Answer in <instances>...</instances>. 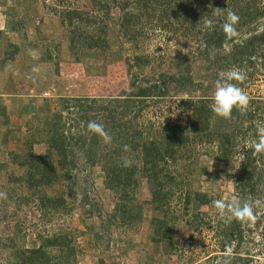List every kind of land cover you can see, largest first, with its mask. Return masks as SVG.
Here are the masks:
<instances>
[{"label": "rangeland", "instance_id": "374dc122", "mask_svg": "<svg viewBox=\"0 0 264 264\" xmlns=\"http://www.w3.org/2000/svg\"><path fill=\"white\" fill-rule=\"evenodd\" d=\"M123 1L0 0V192L7 193V199H0V264H10L12 247H35L38 236L59 232L72 237L75 264L99 259L104 264H217L228 243L234 247L230 264H264L261 157L255 164L252 192L241 194L235 187L240 153L244 155L248 150L245 145L258 138L255 123L264 122V42L243 45L249 35L264 27V0H188V20L171 27L157 20L161 8L154 0H126V9L137 12L128 23L135 32L133 39L119 34L116 10ZM179 1L167 0L171 14L179 15ZM234 2L242 13L255 10L256 18L239 21V36L216 48L209 37L211 30L215 23L221 26L225 22L228 6ZM104 7L109 8L108 14ZM69 9L94 16L90 19L94 23L86 22L87 27L80 24L84 31L105 27L106 48L87 49L70 42L68 31L79 24L60 23V16ZM207 19L213 20L211 29L204 28ZM135 56H139L137 61ZM34 67L39 72H33ZM232 69L245 73L246 79L238 86L248 94L250 104L246 112L234 107L238 119L233 114L224 119L212 111L215 82L221 72ZM153 81L164 91L155 95L149 89L146 97L135 99L138 87L147 88ZM92 95L118 98L108 108L121 120L130 118L132 125L141 129V137L160 138L161 131L175 125L188 135L179 156L164 167L178 182L165 208L169 238L153 239L150 219L160 217L161 212L147 203L148 185L141 174L130 202L134 211L140 207V217L123 222L118 215L112 216L117 192L107 186L101 165L88 162L84 149L73 140L70 154L74 163L66 174L58 170L54 181L36 191L22 181H12L25 171V166L12 158L22 160L27 150L34 155L44 153V122L53 112H61L65 134L69 120L81 115L62 109L60 97ZM121 101L129 104L128 110ZM193 105L202 108L207 125L192 130L186 128ZM93 111L97 122L105 120L99 109ZM77 129H81L80 120L77 127L69 128L71 133ZM214 130L233 134L228 135L229 151L222 157L226 161L220 159ZM120 155L125 158L129 152ZM186 191L206 193L209 204L199 208L185 204ZM36 192L56 201V207H42ZM233 196L260 201L255 209L258 219L255 224L239 222L240 239L224 243L227 222L219 217L213 201Z\"/></svg>", "mask_w": 264, "mask_h": 264}, {"label": "trees", "instance_id": "16d2710c", "mask_svg": "<svg viewBox=\"0 0 264 264\" xmlns=\"http://www.w3.org/2000/svg\"><path fill=\"white\" fill-rule=\"evenodd\" d=\"M188 0H180L177 2V6L180 7L179 15L172 13V7H170L167 0H154L159 8L157 20H161L163 23L167 22L169 27L182 23L183 20H188L190 4ZM143 3V1H142ZM229 4L228 10L235 12L239 16V21H252L256 18L255 10L243 11L237 7V3ZM98 2L96 5L98 6ZM128 3L123 1L120 6H117L116 13L120 18V35L129 39L135 37V32H132V28L129 27L131 19L136 17L137 12L134 14L131 10L126 9ZM96 6V8H97ZM105 8V7H104ZM109 8L104 9V13H109ZM175 9V8H173ZM248 7L245 6L244 10ZM141 10V7H140ZM174 11V10H173ZM263 14V12H261ZM94 16L88 15V13H82L76 9H69L60 16V23L65 21L71 26L75 21L79 25L76 28L70 29V42L74 41V44L79 47H85L87 49H102L106 48L107 33L104 26H93L92 31H87L80 27V24L86 25L88 23H94ZM63 21V22H62ZM244 23V22H242ZM216 25L211 30L210 36L212 44L216 48L221 47L223 41H231L226 38L222 27ZM245 24H247L245 22ZM89 27V26H88ZM209 38V40H211ZM264 42V27L259 33H253L249 35L243 45H247L253 42ZM73 43V42H72ZM73 46V44H72ZM237 46L233 48V54L235 53ZM232 54V55H233ZM137 61L139 56H135ZM147 88L138 87L135 99H143L147 96L146 91L149 89L154 90L155 95H158L164 91L161 89V85H157L154 81L148 83ZM161 90H160V89ZM104 99V100H101ZM128 99V98H125ZM118 101L115 96L102 98L101 96H81V97H60L59 104L62 109H66L70 115H73L72 110H76L78 114L76 117L71 118L68 126L77 127L80 120V130H76L75 133H71L67 127L68 134L64 133V129H61L60 119L61 112H53L47 121L44 122L45 127V146L46 149L43 154L34 155L31 150H27L22 160H15L12 158V162H16L19 165L25 166V171L21 177L11 178L12 181H22L26 188L36 191L40 186L50 184L57 178L58 170L65 173L73 166V156L70 154V141L81 145L84 149L85 158L90 163H99L106 181L107 186L117 192L118 197L114 202V212L118 215L119 219L123 222H129L136 217H140V207L131 205L132 191L137 185V175L145 179L148 188L147 200L148 204H151L152 209L161 212L160 217L150 219V223L153 227V239H167L169 238L170 229L165 226L166 224V212L165 208L169 205L171 194L177 189L178 182L174 181V176L169 171H164L165 164L172 160L174 161L176 155L179 156V151L184 145V141L189 140V137L183 131L178 130L180 126L175 125L169 127V130L161 131L160 138L155 137L153 139H147L141 137L142 131L137 126H133L131 119L121 120L120 117L114 115L115 110L109 109V105ZM121 105H124V110H128L129 104L125 101H121ZM99 109L101 112L100 117L105 118L104 121L98 120V123H102L105 129L112 136V142L106 144L103 142L97 134L88 130L87 124L89 121H96L94 117V109ZM188 114L191 119L188 123L189 127L193 130L197 125L199 127L206 126V115L202 111V108L196 105L191 106ZM139 111V109H138ZM76 112V113H77ZM232 114L237 118L239 111L233 108ZM220 117V116H219ZM238 119V118H237ZM63 124V123H62ZM190 133V131H189ZM218 140V152L220 153V159L226 161L224 153L228 152L227 144L229 138L233 136L229 133L228 136L224 131L214 130ZM73 134V135H71ZM159 135V132H158ZM129 145L130 150L128 157L122 158L121 151L124 150V146ZM244 160L240 163V169L237 175V181L235 183L236 192L243 194L245 191L252 192L254 186V174L255 164L258 157H261L260 161L264 166V154L253 155L252 150L248 149L244 152ZM130 159L133 163L131 167H124L123 161ZM170 183V185H168ZM33 191V192H34ZM36 199L41 203L42 207L48 206V204L54 209L57 202L51 200L45 196L36 192ZM209 196L204 192H190L186 191L183 194V200L185 204L192 203L196 208L201 205L209 204ZM242 201V200H241ZM51 203V204H50ZM223 232L224 243H228L229 240L237 241L240 239L239 221L233 219L230 223L225 224ZM11 240V239H10ZM227 241V242H226ZM12 244V242H11ZM225 244H222L224 247ZM11 256L9 258L10 264H75L76 249L72 243V237L68 233H56L52 235L38 236V244L35 247H12ZM92 264H104L99 259L96 263Z\"/></svg>", "mask_w": 264, "mask_h": 264}, {"label": "clouds", "instance_id": "9594fccd", "mask_svg": "<svg viewBox=\"0 0 264 264\" xmlns=\"http://www.w3.org/2000/svg\"><path fill=\"white\" fill-rule=\"evenodd\" d=\"M219 8L217 15H219ZM239 16L228 10L225 22L221 25L222 30L227 39L231 40L239 36L236 25L239 23ZM214 26L213 20L207 19L204 21V28L211 29ZM33 72H39L38 67L32 69ZM246 79L245 73L240 70L232 69L227 73L221 72L219 78L215 82V92L213 96L212 111L224 119H230L234 107L239 108L241 112H246L249 108L250 97L248 94L238 86ZM235 81V83L233 82ZM257 139L247 143L244 148L252 150V154H264V122L257 121L255 123ZM87 128L90 132L97 134L102 138L103 142L110 144L112 136L105 129L102 123L96 121H89ZM125 151L130 150L129 145L124 146ZM245 156L240 153V159L243 161ZM132 161L125 159L123 161L124 167H131ZM0 199H7L6 192H0ZM214 207L218 210L219 217L226 222H231L233 219L241 223L255 224L258 216L256 214V207L259 206L260 201L253 202L252 200L241 201L238 197L233 196L230 200L216 199L213 201ZM234 247L231 243L226 244L224 250V258L217 261V264H230L233 257Z\"/></svg>", "mask_w": 264, "mask_h": 264}]
</instances>
